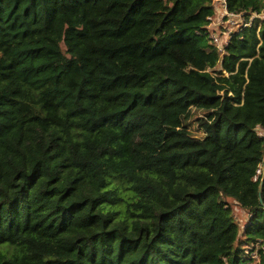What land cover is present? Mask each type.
Listing matches in <instances>:
<instances>
[{
    "label": "trees",
    "instance_id": "trees-1",
    "mask_svg": "<svg viewBox=\"0 0 264 264\" xmlns=\"http://www.w3.org/2000/svg\"><path fill=\"white\" fill-rule=\"evenodd\" d=\"M212 6L0 0V264H264V23Z\"/></svg>",
    "mask_w": 264,
    "mask_h": 264
},
{
    "label": "built area",
    "instance_id": "built-area-1",
    "mask_svg": "<svg viewBox=\"0 0 264 264\" xmlns=\"http://www.w3.org/2000/svg\"><path fill=\"white\" fill-rule=\"evenodd\" d=\"M212 7L214 16L209 18L210 24L207 28L211 32V43L220 52H224L232 34L231 30L228 32L223 31L227 29L225 24H231L233 30L236 28L237 31H241L244 28L258 27V25L264 23V10L262 12L231 13L228 9L227 0H213ZM224 38L226 39L224 40ZM258 173L260 174L261 171H258Z\"/></svg>",
    "mask_w": 264,
    "mask_h": 264
},
{
    "label": "rangeland",
    "instance_id": "rangeland-1",
    "mask_svg": "<svg viewBox=\"0 0 264 264\" xmlns=\"http://www.w3.org/2000/svg\"><path fill=\"white\" fill-rule=\"evenodd\" d=\"M217 17H219V16H217ZM225 26L227 27V29H224V30H223V31H225V32H228L229 30H231L232 33H233L234 31H237L236 28H235L234 30L232 29L231 24H228V25L225 24ZM260 28H261V25H258V30H260ZM214 29H215V28H214ZM212 32H213V30H212ZM217 33H219V31H217ZM210 34H211V32H210ZM225 39H226V38H224V40H225ZM202 114H203V113H199V114H197V115L194 117V119H193L194 121L191 122V130L193 131V133H194L195 135H198V136H199V133H198V131H197V123L195 122V120H197L198 118L202 117V116H203ZM230 203H231L232 206H233L234 214H235V217L237 218V221L239 222V224H240L242 227L246 226V225L249 223V222H248V220H249L248 215H247L243 210H241L237 205H235V203H233V201L230 200ZM251 250H252V247H247V253H248V254H251V253H252ZM252 257L255 258V259H258V256H257L256 253H255Z\"/></svg>",
    "mask_w": 264,
    "mask_h": 264
},
{
    "label": "water",
    "instance_id": "water-1",
    "mask_svg": "<svg viewBox=\"0 0 264 264\" xmlns=\"http://www.w3.org/2000/svg\"><path fill=\"white\" fill-rule=\"evenodd\" d=\"M264 168V167H263ZM262 189H263V183L261 184V186H260V191H259V196H260V198H261V193H262ZM262 200V199H261Z\"/></svg>",
    "mask_w": 264,
    "mask_h": 264
}]
</instances>
